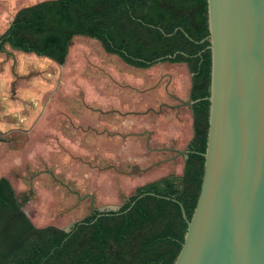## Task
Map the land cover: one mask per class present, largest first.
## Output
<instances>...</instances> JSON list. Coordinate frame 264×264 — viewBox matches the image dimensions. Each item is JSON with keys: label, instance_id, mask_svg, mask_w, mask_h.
I'll list each match as a JSON object with an SVG mask.
<instances>
[{"label": "trees", "instance_id": "16d2710c", "mask_svg": "<svg viewBox=\"0 0 264 264\" xmlns=\"http://www.w3.org/2000/svg\"><path fill=\"white\" fill-rule=\"evenodd\" d=\"M208 35L207 0H54L16 14L0 38V52L8 46L62 66L75 37L94 39L133 67L148 68L159 60L185 63L197 103L183 175L137 189L119 211L92 215L69 233L35 228L22 210L26 200L1 178L0 264H174L187 229L181 206L190 220L203 176ZM145 194L154 196L139 198Z\"/></svg>", "mask_w": 264, "mask_h": 264}, {"label": "rangeland", "instance_id": "374dc122", "mask_svg": "<svg viewBox=\"0 0 264 264\" xmlns=\"http://www.w3.org/2000/svg\"><path fill=\"white\" fill-rule=\"evenodd\" d=\"M8 1L12 2L13 0ZM21 6L20 4L8 7L5 4L4 11L8 13L5 14L4 27L9 25L10 15L15 14ZM73 50L79 51L77 59ZM70 52L72 53L71 57H69L64 67H54L46 58L21 52H17L14 56L13 52L6 46L1 56L3 59L12 61L13 73L20 77H17L19 80L16 86L15 83L13 84L12 92L9 93L7 90L5 99L10 102V109L8 111L3 109V114L0 111V179L6 178L18 195L26 191L31 182L36 194H34L32 203L25 208V211L32 219V223L37 227H39V223L36 221L37 204L38 195L40 194L38 191L46 194L47 197L54 196L55 206L56 198L63 205L61 197L69 194L68 189L79 193L80 200L76 198L73 204H68L70 206H62L63 210H55L52 214L54 219L51 220L49 225H46L69 229L74 223L85 219L87 216H84L89 212V209L84 214L74 216L66 223H61V219L65 218L67 208L83 206L85 203L88 205L90 201L84 196L86 194H95L88 187L85 188V185L79 184L75 177L86 179L88 186L91 189H95L101 199L106 200V202L99 204L96 201L94 207L99 209H104V207L117 209L123 204L120 196L130 197L135 189L133 187L135 186L134 184L145 183L155 178L153 177L155 173H148L141 177L121 179V185L125 188V191L128 192L130 190L128 193L122 192L118 182L115 183L114 187V179L108 174H103L109 171L116 175V179L119 178L118 175L120 174L116 170L114 158L105 159L101 152L96 150L100 148V145L92 144L89 141L95 142L98 140L99 134H107V138H114L118 134L119 128L120 131L124 132L128 130L137 131L139 123H134L133 125L121 124L119 121L122 120L114 115L113 109H108L107 113L102 112L97 104L96 106L91 104L89 106L84 105L86 110L92 112L89 121H86L84 116L85 109L83 110L82 103L74 104L72 102L73 99H76L75 101L77 102L83 100L84 86L86 85L93 88L100 95L103 87H101L99 82L103 75L107 78V81H116V74L122 75L124 79L121 80V84L125 85L128 82V78L140 75L143 72L128 67L117 56L106 54L101 44L93 39L78 37L72 42ZM34 59L36 61L35 65L26 72L23 68V62H27V65L31 66L34 64ZM5 69L0 63V73H4ZM86 70H92L93 73L95 71L99 76V81L95 78H90L88 73H84ZM60 81L61 83H59ZM29 83H37L39 92L42 88L41 93H39L40 98L37 103L23 101L25 104H21L22 102L19 103L18 99L23 96L24 89L29 88ZM1 91L3 89L0 82V105L4 102V98L1 99L3 96ZM107 96L109 98H102L103 103L106 104L105 106H113L120 111L134 110L139 107L138 98L132 96L123 88L112 89V94ZM68 97H70L69 100ZM49 98L50 103H46ZM58 102H60L61 107L56 106ZM31 107L35 109L32 114L30 113ZM31 115L33 118H31ZM117 123H119V128ZM89 129L92 131L84 135V130L87 131ZM63 139H66L67 143H69L67 146L60 144L59 141H63ZM109 147L114 149L113 146ZM113 151L109 152L112 153ZM132 152L133 149L126 147L120 150V155L124 158L130 157L142 162ZM166 157H169V155L162 154V158L165 159ZM131 168V165L122 163L120 171L123 174L121 173V175L126 177L130 175V171L133 172V175L142 173L136 170L133 171ZM91 174L99 176L94 177ZM51 176L54 179H51ZM113 188H115L116 199ZM72 197L69 196L68 198ZM71 201L73 202V200ZM70 208L68 211L71 210ZM42 218L46 222L50 219L47 216V208L43 211Z\"/></svg>", "mask_w": 264, "mask_h": 264}, {"label": "water", "instance_id": "95a60500", "mask_svg": "<svg viewBox=\"0 0 264 264\" xmlns=\"http://www.w3.org/2000/svg\"><path fill=\"white\" fill-rule=\"evenodd\" d=\"M207 21L203 176L174 264H264V0H207Z\"/></svg>", "mask_w": 264, "mask_h": 264}, {"label": "flooded vegetation", "instance_id": "af4514ba", "mask_svg": "<svg viewBox=\"0 0 264 264\" xmlns=\"http://www.w3.org/2000/svg\"><path fill=\"white\" fill-rule=\"evenodd\" d=\"M103 51H104V49H103ZM73 52H75V58L77 59V54L79 51L73 50ZM71 54L72 53H70L69 57H71ZM106 54H108V53H106ZM109 55L117 56L115 54H109ZM67 56H68V54H67ZM117 57L120 58L119 56H117ZM121 61L124 64H126L128 67H131L134 70L142 71V72L144 70H148L151 67H153L154 65H156V64H154L148 68H137V67H133V66L128 65L122 59H121ZM65 62H66V60H65ZM175 64H179V63H175ZM182 64H185V63H182ZM186 68L190 72L187 65H186ZM78 70H80V68H78ZM84 73H88V76H90V78H93V79L95 78L97 81H99L98 80L99 76L97 73H95V71L93 73L92 70H86V71H84ZM142 74H144V73H141L140 75H137V76H133L132 78H128L129 83L127 82V83H125V85L121 84V80L124 79V76H122V75L120 76V75L116 74V81L115 80H113V81L109 80L110 83H109V81H107V78L103 75L100 78V82H99L101 87H103L100 95L97 93V91L93 90V88L86 85V86H84L85 87V93H84V96L82 98L83 100L81 102H77V101H75L76 99L74 100L73 98H71V99H73L72 102L74 104L75 103H82L83 110L86 108L84 105L89 106L90 104L93 106H96V104H97V106H99L100 110L102 112H106V113H107L108 109L109 110L113 109L115 112L114 115L118 119L122 120V121H119V123H121V124L133 125L134 123H139V128L137 129V131L128 130L127 132L120 131V128L118 127L119 123H117V127L119 128V132L114 138H107V134L106 135H104V134L100 135L99 134L98 140H96L95 142L91 141V140L89 141L92 144L100 145V148H97L96 150H99V152H101V154L104 156L105 159L106 158H114L115 163H116L115 164L116 170L118 171V174H120V175H118L119 178L116 179L115 178L116 175L110 173L109 171L103 173V174L110 175L111 178L114 179V187H115V183L118 182L122 192L128 193L130 190L128 192L125 191V188L122 187V185H121V179L141 177V176L148 174V173H155V175L153 176L155 178L151 179L150 181H147L145 183L134 184L135 186H133V187H135V189L133 191V194L130 197L120 196L121 200L123 201V204L121 206H119L117 209H109L107 207H104V209H99L98 207H94L96 201L99 204L101 202H106V200L101 199V197L97 194V191L95 189H91L88 186L86 179H83L82 177H75V178H77L79 184L85 185V188L88 187V189L91 191H94L95 194H93V195L92 194H86L84 196L85 198L89 199V201H90L88 205H87V203H85L83 206L81 205V206L74 207V205H73L74 208L68 207L67 212L65 213V218L61 219L62 220L61 223H66L67 221L70 220V218L84 214L85 211H87L88 209H89V212L86 213V215L84 216V217L87 216L85 219L91 217L92 215H96V214H101V213L110 212V211H113V212L119 211L121 208L124 207V205L126 203L129 202V200L133 196H135L137 189L142 188V187L147 186V185H150V184H153V183H156V182H159L163 179L172 178V177L179 178L183 175L185 162H186L188 156L192 153V142L194 140L195 121H194L193 107L195 106V104L197 102L192 97V88L190 89L189 96L186 97V99L180 100V99L175 97V99L177 101H175L176 104H174V106H172V108L183 107V108L191 111L193 136H192L191 142L185 146L183 145V143L177 144L175 142H173L172 145H170V146L161 145L159 147L160 149L158 147L150 146V144H149L150 137L149 138L147 137L148 133H146L145 131L141 132V130H140L141 129L140 127H143V126L147 128L148 119H146V118L145 119H139V117L143 113H146V112L155 113L159 109L157 107H156L157 109L152 107V108H147L146 111H144V112H140V110H139V108L141 107L140 102L141 103H145V102H142L144 99L139 97L138 95L136 97L138 98L137 102L139 103V107L137 109H134V110L129 109L127 111L126 110L120 111L119 109H116L113 106H105L106 104L103 103L102 98H106L107 88H109V87L111 90L117 89L118 87L123 88V89L127 90L128 93L131 94L132 96H133V94L134 95L138 94L136 89L133 87V84H138V81L140 80V76H142ZM133 75H135V74L133 73ZM191 80H192V78H191ZM69 99H70V97H68V100ZM70 102H71V100H70ZM60 105H61L60 102L56 103V106L61 107ZM165 107H167V105H165ZM76 108L79 109V107H77V106H76ZM111 112H113V111H111ZM108 113H110V112H108ZM84 116H85V120L89 121L90 117L92 116V112L90 110L85 109ZM90 131H92V130L91 129H89L87 131L84 130L85 133H83V134L87 135ZM74 136H76V135H74ZM75 138H77V137H75ZM111 139H113V140L115 139V140L111 141ZM63 141L65 142V144H67V145L69 144V143H67L66 139H63ZM56 145H57V140H56ZM108 146H113L114 149L110 148V147L108 148ZM126 147L133 149L132 154H135L137 157H139L142 162H138V160H136L134 158H130V157L129 158L121 157L120 150H122ZM155 148H158V150H156ZM109 151H113V152L110 153ZM159 153H161V154H159ZM162 154H168L169 157H166L164 159V158H162ZM43 155H44V152H43ZM122 163H127V164L132 166L131 169L133 171L136 170V171H140L142 173L139 175L138 174L133 175V172L130 171V173H129L130 175H127L125 177V176L121 175V173L123 174V172L120 171V169L122 168ZM87 176H88V174H87ZM87 176H86V178H87ZM92 176L97 177L99 175H92ZM70 177H72V176H70ZM52 178L54 179V177L51 176V179ZM133 187H131V188H133ZM113 189H114L113 193L115 196V188H113ZM38 192L40 194L38 193L39 195H38V204H37V218L36 217L35 218H36V221H38V223H39V225H38L39 227L35 226L32 223V219L29 217V215L25 211V208L28 207L32 203V201L34 199V194H36L33 186L31 185V182H30V186H28L26 188V191H23V193H21L19 195L17 194L20 198L26 200L22 210H23L24 214L26 215V217L28 218V220L31 222V224L37 229L54 227V226H46V225H49L51 220L54 219L52 216L54 211L55 210L56 211L63 210L64 208L62 206H66L68 204H73L76 198H78L79 200L81 199V197H79L80 196L79 193H76L75 191L68 189L69 194L67 196L64 195L61 197V199H63V205H61L60 201L56 198V206H55L54 205V202H55L54 196L47 197L46 194H44L40 191H38ZM69 196H73V197L68 198ZM115 199H116V196H115ZM64 200H65V203H64ZM71 200H73V202ZM61 202H62V200H61ZM68 206H70V205H68ZM46 208H47V216L50 218L47 222L42 218L43 217V211ZM69 208L71 209L70 211H68ZM85 219H83L82 221H84ZM82 221H78V222L74 223L73 225H71L69 227V229H61V228H57V227H54V228H57L59 230L65 231L66 233H69L75 224L81 223Z\"/></svg>", "mask_w": 264, "mask_h": 264}, {"label": "crops", "instance_id": "0c3cea01", "mask_svg": "<svg viewBox=\"0 0 264 264\" xmlns=\"http://www.w3.org/2000/svg\"><path fill=\"white\" fill-rule=\"evenodd\" d=\"M46 1H54V0H13L12 2H9L8 0H0V38L6 33V31L9 29L14 17L16 14L25 8L32 7L34 5H37L42 2ZM6 2V3H5ZM14 2V3H13ZM30 2V3H28ZM5 4L8 5V7H12L13 5H22L15 14H11L9 21V25L4 27L5 21H6V15L8 12L4 11ZM10 12V11H9ZM78 37H75L72 42L77 39ZM86 38V37H85ZM90 40V38H88ZM71 42V45H72ZM71 45L68 50V56L66 58V62L63 66L57 65L55 62L49 60V62L52 63V66L54 67H64L68 60L70 55V49ZM9 48L8 46H6ZM10 49V48H9ZM4 50V48H3ZM11 50V49H10ZM14 54V56L17 54L18 51L11 50ZM0 52V63L6 68L4 73H0V82L3 91L1 93L3 94L2 98H4V102L0 105V111L1 114L4 113L3 109H6L7 111L10 109L9 101H6V95L7 90L9 93L12 92V88L18 83L19 78L17 77L12 70L13 63L9 59H3L2 53ZM23 53V52H21ZM27 55H34L32 53H23ZM40 57V56H36ZM44 58V57H40ZM172 58V57H170ZM174 58V57H173ZM172 58V59H173ZM47 59V58H46ZM169 59V58H168ZM160 61V60H159ZM36 61L34 59V64L27 65V62H23V68L25 71H29L31 67L35 65ZM55 64V65H54ZM15 70V67H14ZM144 74L140 76V80L138 81V84H133V87L136 89L137 93L136 95L133 94V96H139L143 98L144 100L140 105L139 108L140 112L146 111L147 108H158L157 112L150 113L146 112L141 114V118L139 119H148V125L146 127H140L141 132L145 131L148 133L147 137H150V146L152 147H160L161 145L170 146L173 142L179 144L183 143V145H187L192 140V115L191 111L187 110L183 107H177L172 108L174 106L175 99L178 98L180 100L186 99V97L189 96V92L191 89V78L192 74L188 71L185 64L179 63L175 64L170 61H161V63H156L153 67H151L148 70L143 71ZM20 77V76H19ZM147 78V79H146ZM61 83V81H60ZM29 88L24 89L23 96L21 99H18V102L21 104H25V102L31 101L32 103H37L38 99L40 98L39 93H41L42 88L38 89L37 83H29ZM109 86V85H108ZM112 90L107 88V95H111ZM106 98H109L106 96ZM22 100V101H21ZM49 100L46 102L48 103ZM50 103V102H49ZM167 105V107H165ZM153 108V109H154ZM156 108V109H157ZM34 107H31L30 113H34ZM31 118L32 115H31ZM60 144H63L64 146H67L64 141H59ZM158 148H155L158 150ZM160 149V148H159ZM161 154V153H159Z\"/></svg>", "mask_w": 264, "mask_h": 264}]
</instances>
